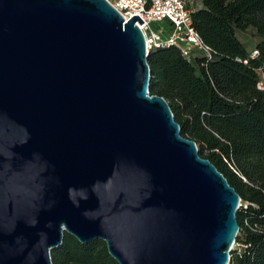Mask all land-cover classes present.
<instances>
[{"label": "water", "instance_id": "water-1", "mask_svg": "<svg viewBox=\"0 0 264 264\" xmlns=\"http://www.w3.org/2000/svg\"><path fill=\"white\" fill-rule=\"evenodd\" d=\"M137 13L0 0V264H52L64 232L120 264H228L241 197L181 134Z\"/></svg>", "mask_w": 264, "mask_h": 264}, {"label": "trees", "instance_id": "trees-1", "mask_svg": "<svg viewBox=\"0 0 264 264\" xmlns=\"http://www.w3.org/2000/svg\"><path fill=\"white\" fill-rule=\"evenodd\" d=\"M194 26L213 48L188 58L174 44L150 49L149 92L166 97L181 134L196 140L236 187L241 206L237 241L228 264H264V0H201ZM252 26L260 36L252 51L238 36ZM247 59L246 61H244ZM51 249L52 264H120L103 239L82 243L69 232Z\"/></svg>", "mask_w": 264, "mask_h": 264}, {"label": "built area", "instance_id": "built-area-1", "mask_svg": "<svg viewBox=\"0 0 264 264\" xmlns=\"http://www.w3.org/2000/svg\"><path fill=\"white\" fill-rule=\"evenodd\" d=\"M190 0H109L125 19L139 14L145 21L137 23L146 36L148 50L154 46H169L174 44L181 49L188 58L202 55L208 61L213 56V48L203 41L194 26L192 12L194 6ZM167 21L168 27L163 24L152 26L153 21ZM257 53L254 50L252 55ZM245 59L244 61H246ZM258 88H264V81L258 83ZM242 202H240L241 206ZM233 249L241 250L246 246L242 241L235 239Z\"/></svg>", "mask_w": 264, "mask_h": 264}, {"label": "rangeland", "instance_id": "rangeland-1", "mask_svg": "<svg viewBox=\"0 0 264 264\" xmlns=\"http://www.w3.org/2000/svg\"><path fill=\"white\" fill-rule=\"evenodd\" d=\"M190 4H192L194 6V8H197L199 5H201V0H190L189 1ZM159 24H163L165 27H168V23L167 21H153L152 26H156ZM238 32V36L240 37V39L246 43L247 47L252 51V54L254 53L255 50V44L257 43V41L260 39V36L258 35V33L255 31V29L252 26H249L247 28H245L244 30H239ZM198 147H200V145L198 144Z\"/></svg>", "mask_w": 264, "mask_h": 264}, {"label": "crops", "instance_id": "crops-1", "mask_svg": "<svg viewBox=\"0 0 264 264\" xmlns=\"http://www.w3.org/2000/svg\"><path fill=\"white\" fill-rule=\"evenodd\" d=\"M202 4V3H201Z\"/></svg>", "mask_w": 264, "mask_h": 264}]
</instances>
